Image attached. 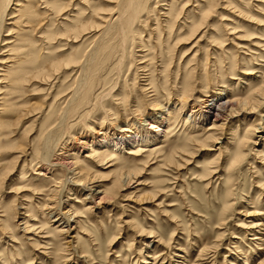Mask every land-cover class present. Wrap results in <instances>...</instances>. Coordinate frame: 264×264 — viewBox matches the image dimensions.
<instances>
[{
  "label": "rangeland",
  "instance_id": "obj_1",
  "mask_svg": "<svg viewBox=\"0 0 264 264\" xmlns=\"http://www.w3.org/2000/svg\"><path fill=\"white\" fill-rule=\"evenodd\" d=\"M122 1L125 2L65 0L67 12L55 16L42 9L47 4L31 0L32 28L37 23L43 25L32 32L23 28L20 20L15 24L18 29L14 37H5L11 25L5 27L2 39L6 41L1 42L0 49L6 50L2 44L15 38V48L25 45L27 51L22 58L29 63L26 66L29 74L28 82L22 88L17 86L21 90L15 86L0 90L3 92L0 97L6 102L2 120L9 125L3 136L10 138L14 146L30 150L24 173L25 160L17 164L19 154L5 150L0 155L2 168L14 169L11 180L0 179V189L4 182L0 216H5L0 217V264H143L154 262L149 255L156 257L163 252L164 256L157 260L163 264H259L264 260V250H259L264 248V242H254L251 237L259 232L258 237L264 240V157L258 158L256 152H264V133L254 129L251 132L254 135H248L251 143L241 148L237 141L249 126L256 128L264 108L254 113L250 110L238 113L227 123L217 142L210 139L205 142L213 131L206 133L207 126L195 129L191 118L184 115L186 109L180 107L184 104L181 94L186 89L191 97L185 104L191 107L198 98H203L204 92L211 95L222 90L231 99L243 100L261 86L260 80L245 72L255 69L260 72L256 74L259 77L264 72L261 61L264 52L251 46L257 42L264 45L260 41L264 40V0H209L210 17L203 20L200 31L192 36L194 29L184 20L193 23L202 19L194 8L203 6L200 0H175L166 23H162L165 18L160 20L158 14V11L167 12L168 7H159L163 0H141L140 17L149 16L148 31L143 30L145 26L141 23L125 33L113 30L108 39L95 42L100 20L113 14ZM155 7L150 15L148 8ZM209 9L205 8L204 12ZM67 16L77 19L72 20V25L65 24ZM14 21L7 20L6 25ZM85 25L96 29L80 34ZM183 26L190 28L186 30ZM235 27L238 33L229 35L230 28ZM68 28L73 33L63 36ZM131 30L141 32L142 39ZM53 37V42H47ZM239 43L258 50L257 55L237 49ZM98 47L99 55L91 67L94 70L90 69L87 75L88 85L80 89L78 102L83 99L84 105L68 120L70 133L61 145L77 144L76 138L83 134L95 136L102 128H119L126 120L145 119L154 111L165 110L164 115L169 113L171 118L163 128L167 133L161 135L162 152L157 155L148 151L142 157L132 158L124 151L117 153L112 163L96 164L98 160L94 157H85L91 154L89 150L70 151L73 163H78L95 183L87 191L82 189V183L74 181L75 186H69L74 191L64 190L61 195L62 201L69 204L56 207L57 193L64 189L69 172L63 165L55 164L48 174L44 172L46 177L33 175L45 170V166L36 157L32 158L31 150L43 141L47 126L68 104L77 88L75 81L81 65ZM223 50L226 55L222 54ZM142 57L148 70L144 73L149 74L157 88L153 105L140 91L144 82L136 78L144 76L135 70ZM53 65L57 67L51 70ZM49 76L52 83L43 81ZM224 85L227 89L221 87ZM117 98L122 99L119 105ZM146 149L153 148L150 145ZM238 152L243 153L241 158ZM175 154L174 162L169 163L167 160ZM209 168L216 169L214 176L205 174ZM133 170L131 185L120 188V173ZM99 191L116 196L111 201L100 202V196L96 195ZM86 196L87 200L83 201ZM46 204L53 209L43 210ZM77 211L79 217H74ZM64 216L69 217L66 228H62L66 225L60 221ZM1 221H8L7 230ZM257 223L262 225L252 228ZM60 229L66 233H59Z\"/></svg>",
  "mask_w": 264,
  "mask_h": 264
},
{
  "label": "bare ground",
  "instance_id": "obj_2",
  "mask_svg": "<svg viewBox=\"0 0 264 264\" xmlns=\"http://www.w3.org/2000/svg\"><path fill=\"white\" fill-rule=\"evenodd\" d=\"M25 1L26 0H0V45H1V42L6 41V39H2L3 34L6 31L5 30L6 26L11 25L10 26L11 28H9V30H8L9 33L6 34L5 37H14V35H15L14 31L18 29V27L15 24L18 23V21H20V20L23 22L22 27L26 28V29H31L32 32L36 31L35 27H37L36 29H39L43 25L42 22L37 23L36 26L34 28H32L34 17L32 16L31 12L29 11V7H31V2H30L31 0L29 2H25ZM63 1H65V0H56V2H47L45 0H38L37 3L47 4V6H46L47 8L46 7L42 8L43 10L45 9L44 10L45 13H50V14H53L55 16H63L64 13L67 12L66 11L67 4L64 3ZM167 1H170V2H167ZM174 1L175 0H163L162 2H164V3L161 4L162 6L161 5L159 6L161 8H163L164 6L168 7L167 10L165 9L167 11L166 13L162 14L161 12L158 11V14L160 13L159 14L160 20L162 18H165V19H162V20H165V21H162V23H166L169 21V18L171 15L170 12L174 6ZM200 1L203 3V6L198 5V6H195L194 8L196 10H198L199 15L201 14L200 16L202 19L198 20V22L196 21L193 23H191L188 20H184L186 22V24H189V26L192 27V29H194L191 36L195 35L197 32H199L200 27H202L203 20L210 17L209 13L211 11V7H210V9L208 7L209 0H200ZM122 2H123V4H119V6L116 7L117 9L113 12V14L108 15L107 17H104L100 20L101 26L99 27V31L98 30L96 31L97 34L95 37L96 38L95 42L102 41L105 38L108 39L110 34H112L111 32L113 30H115V31L117 30L120 33H125V31H127L128 29L130 30V29H133V27L134 28L140 27L141 23L144 24L142 26H145V27H143V30L148 31V29L146 27H147L148 22H149V16L143 14V16H147V17L145 19H142L143 17H140V15L142 14V11H141L142 2H141V0H125V2L124 1H122ZM24 3H27V4L24 5ZM55 3H62V4L58 6V5H55ZM79 3L84 5L83 1H79ZM157 4H158V2H157ZM12 6H14V7H12ZM12 8H15V9H12ZM16 8H19V9H16ZM205 8H208L209 12L205 13L204 12ZM154 9H156V7L152 8V9L148 8V12L150 15L154 13ZM15 14H19L18 15L19 17ZM72 17H74V16H67L66 18H64V21L66 22L65 24H69V25L71 24L72 25V23H74V22H72V20H76L77 16L74 19ZM192 19H196V17H193ZM7 20H15V21L13 24H7L6 25ZM223 21H225V20H223ZM226 21H229V20H226ZM159 23H161V22H159ZM231 23H233V22H231ZM189 26H187V27L183 26V28L187 30L188 28H190ZM225 26L228 27L229 25H225ZM86 27H88V28H86ZM14 28H16V29H14ZM95 29H96V26L85 25V26H83L80 34L85 35V34H88V33L95 31ZM149 29H151V28H149ZM131 31H133V30H131ZM235 31H237L236 27L230 28L231 33L229 35L238 33ZM69 32L73 33L69 29L67 31V34L63 35V36L67 37ZM133 33H137V35L140 36L142 39L141 32H138L136 30V31H133ZM77 34H79V32H77ZM149 36H150V33H149ZM54 37L47 39V42H53L55 40ZM78 38H79V35L76 37V39H78ZM39 39L42 40V42L44 40L43 38H39ZM236 39H239V41H244L241 38H236ZM199 41H201V39H199L198 42ZM260 41L263 42L264 40H260ZM6 45H9V46H6ZM16 45H17V42H16V38H15L14 41H8L7 43L2 44V46H1V47H7V49L6 50L0 49V52L3 50L0 54V57L1 56L3 57V58H0V72H1L0 73V78H1L0 79V90L2 88H5V87H14V86H15V89L17 88L18 90H21L17 86L20 85L22 88V84L28 82L26 80V76L29 74V72H27L26 66L29 63L26 62L25 60H23V58H22L23 53L25 51H27L26 50L27 47L25 45H23L20 48H15ZM246 46L247 45H244L243 43H239L236 47H237V49H243V50L247 49L246 51L252 55H257L256 53L258 52V50L264 52L263 43L257 42L256 44L255 43L251 44L252 47H255L258 50L249 49ZM98 51H99V47L97 49H93L90 52V59L87 62L82 61L83 64L81 65L80 73L78 75L77 81H75V82H77V88L74 90L71 98H69L68 104H66L65 108L63 107L64 109H62L61 111L58 112L57 116H55L56 117L55 120H53L52 123L49 126H47L46 129H48V130L45 133L46 135H45L43 141L38 146L36 145L33 150H31L32 158L36 157L37 160H39V162H40L39 164H43L45 166V167H43V169L45 168V170L40 171L39 173L34 172L33 175H38V177H46V174H44V172H47V174H48L50 172L49 171L50 168L52 166H55V164L63 165L66 168V170L69 172L70 178H67L65 180L64 189H61L60 192L57 193L58 199H56L57 200V202L55 203L56 207H60V206H63L65 204H69L68 202L62 201L61 195H63L62 192L64 190H67V192L70 191V193H72V191H74L73 189L69 188V186H71V185L75 186L74 181L82 183L83 184L82 189L87 190V191H91L92 190L91 185L95 183L94 182L95 179L94 178L91 179L87 175H85V172H83V169L80 168L78 163H75V162L73 163V161L70 157V151L80 153L83 150H89L91 154L86 155L85 157L89 158V159L94 157L93 159L98 160V162L96 164L112 163L117 159V153L118 154L123 153L124 151H126L125 153L127 156L132 157V158L142 157V155L148 151H150L152 153L155 152L156 155L162 152L159 140L162 138V136H161L162 134L167 133L164 131L163 128L169 122V119L171 118V114H169L167 112L168 115L165 116L164 115L165 110H159L158 108H157V110H159L158 112L154 111V112L147 114L145 119H140V120H135V121L126 120L124 123L121 124L122 126H120L119 128H113V129L112 128L111 129H103L102 128L100 131H98L96 133L95 136H90V135L88 136V135L83 134L78 139L76 138L77 144H73V143L63 144L62 143L63 145H61V142H64L65 136H67L70 133V127L68 125V120L70 119L72 114H74V112H77L81 108V106L84 105L83 99H81L82 101L78 102V100L80 99L79 98L80 89L83 88V86L88 85V83H87L88 76L87 75H89L88 72H91L90 69H93L91 67H92L94 60L96 59L95 56L97 55ZM103 51L104 50H102V52ZM15 52L18 54H22V55L16 56ZM222 54L226 55L225 50L222 51ZM26 55L28 56L30 54H26ZM98 55H99V53H98ZM224 55L222 57H224ZM105 56H106V54H105ZM102 59H104V58H102ZM143 60H145L144 57H142V59H140V61L137 62V69H135L136 72H143L144 73V72L148 71L146 69L147 63L144 62ZM251 60H254L253 57ZM99 61L100 60H98V62ZM261 61L264 63V60H261ZM56 67H57V65H53L52 66L53 69H51V70H54ZM262 67H264V66H262ZM129 69H130V67H129ZM55 72H57V71H55ZM257 73H260V72L259 71L256 72L255 69L246 70L245 75H248V76L254 75L255 79H258L261 81V86L258 89H256V91H254L253 93H251V94L249 93L248 97L243 99V100L231 99L228 96L229 94L227 95V93H224L222 90H220V92H218V93H213L211 95H208L209 94L208 92L207 93L204 92V93H201V95H203V98H198L196 100L197 102H195L196 105H193L190 107L189 103L185 104L188 102V100L191 97V95L190 96L188 95V93L190 91H189V89L182 91L181 99L184 100V104L180 107V109L181 108L186 109L184 111V115L188 118H191V121H192L191 123H193V127L196 129L198 127L207 126L206 133L213 131V133L208 135L205 142H207L208 139H210V142L211 141L217 142L219 140L218 136H221L222 133H224L225 126L227 125V123H229L235 115H239L238 113L244 112V111L247 112V110H250L253 113H254V111L256 112L260 109L263 110L262 108H264V72L262 73L261 77L257 76L256 75ZM84 74H86V75H84ZM142 75H144V76L142 78H140L139 76L137 77L135 74V76L139 82L140 81L144 82L143 87H141L140 91H141V93L144 94V97H146L148 99V101L152 102L150 104L153 105L154 100H155L154 97L156 96V92H157L156 91L157 88L154 87L155 86L154 82L150 78L149 74L144 73ZM52 79H53L52 76H49L47 78L45 77V79L43 81L46 80L48 83H52L53 82ZM137 80H135V81H137ZM185 86H186V84H185ZM210 86H212V85H210ZM221 87L223 89H227V87L225 85L221 86ZM204 89L206 90V89H208V87H204ZM2 93L3 92H0V96L2 95ZM86 94H88V93H86ZM108 94H110V93H108ZM84 96H86V95H84ZM115 97H119V96H114V98ZM116 101L118 103L117 105H119L120 102H122V99L117 98ZM82 103H83V105H82ZM5 104H6V102L4 101V99L0 97V155L5 150L11 151L10 153L19 154L18 157L16 158L17 164L21 163V162L23 163L25 158L29 156L28 150H30V149H26L23 146H16V145L14 146L13 141L10 138H6L3 136L4 130L9 127V125L7 123L3 122V120H2V115L5 112V110H3L4 108H2V107H4ZM176 109H177V107H176ZM180 109H178V113H180ZM173 110H174V108H173ZM187 110H189V111H187ZM52 113H53V111H52ZM56 113H57V110H56ZM87 114H90V113L88 112ZM116 116L118 117V114H116ZM85 117H86V115H85ZM259 117H260V121L255 125L256 128H253V126L250 128V126H249V128L247 129V132L244 134V136L242 138L238 139L237 142H238V146H240V148L243 147L244 144L247 142L251 143L250 136H248V135H254V134H251V132L254 129H256V130H254L255 132L261 130L260 132L264 133V113H261V115H259ZM83 121H85V120H83ZM86 121H87V119H86ZM186 123H187V120H186ZM217 124H220V125L218 126ZM231 136H233V134H231ZM150 145L153 149L147 150L146 148H148V146H150ZM60 146H61V149L59 148ZM95 148H97V149H95ZM202 148L204 149V147H201V149ZM195 151H196V149H195ZM199 151H200V149H199ZM34 152H36V154ZM184 152H189V150L184 149ZM256 152H257L258 158L264 157L263 151L258 150ZM242 154H243L242 152H238V155H239L238 157L241 158ZM176 155L177 154L170 156L167 161H169V163L174 162L173 157H175ZM262 160H264V158H262ZM214 163H215V161H214ZM2 166H3V164L0 161V179L2 178L4 180V182L7 180H11L10 178H11V175H12V172L14 171V169L9 170V171H5V169H3ZM25 168H26V160H25V163L23 165L22 173H24ZM51 172H52V170H51ZM133 174H134V170L133 171H124V172L120 173V178L118 179V184L120 185V188L128 187L131 185L130 177ZM205 174L208 177L214 176L216 174V169L209 168L205 171ZM4 182L1 184L0 194L4 191V186H3ZM115 187H117V185ZM23 191L24 190H21V192H23ZM75 191L79 192V189H75ZM96 195L100 196V197H98L100 199V202H105L108 200L111 201V199H114V197L116 196V195L109 196V195L104 194V192H101V191H99ZM88 196H90V195H88ZM55 198H57V197H54V199ZM71 200H72V198H71ZM86 200H87V196H86V199H84L83 201H86ZM70 207H72V206H70ZM48 209L52 210L53 208H50L46 204V207L44 206L43 210H48ZM75 213H77V214L74 217H79L78 211ZM42 215H45V212H42ZM223 216H225V215H223ZM0 217L2 218L5 216L3 215ZM49 218H50V216H49ZM225 219H226V217H225ZM225 219H223V222H225ZM62 220H63V225L64 224L66 225L65 227H62V228H66L68 226L69 217L64 216V217H62V219H60V221H62ZM33 221H36V220H33ZM1 224H4V229H6V230L10 226L8 221H4V222L1 221ZM261 225L262 224H258L252 228H256V227L259 228ZM25 228H27V227H25ZM29 229H27V230H29ZM34 230H36V229H34ZM59 233L64 234V233H66V231L64 229H60ZM258 235H261V234L259 232H257L256 234L252 235L253 237H251L252 238L251 240L254 242L255 241H263L264 242L263 238L261 239L260 237H258ZM233 238L236 239L235 236ZM259 250H264V248L261 247V248H259ZM158 254L159 255L156 254L157 255L156 257H151L149 255V258H151L154 261L153 263H149L148 261H145L143 264H163V261L160 263L157 260L160 257L164 256V252L158 253ZM259 264H264V260L262 259V261H260Z\"/></svg>",
  "mask_w": 264,
  "mask_h": 264
}]
</instances>
